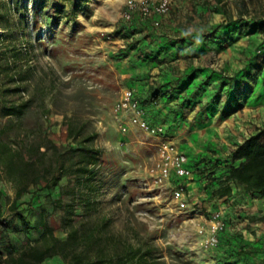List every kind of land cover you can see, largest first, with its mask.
I'll return each instance as SVG.
<instances>
[{"label": "rangeland", "instance_id": "rangeland-1", "mask_svg": "<svg viewBox=\"0 0 264 264\" xmlns=\"http://www.w3.org/2000/svg\"><path fill=\"white\" fill-rule=\"evenodd\" d=\"M205 2L198 0L197 4L207 8L212 5H205ZM225 2L235 13V18L238 10L246 9L249 12H244L243 20L249 21L252 16H256L264 23V0ZM74 3L77 4L75 8ZM125 3L126 0H0V32L10 25L14 38L24 44L27 43L28 31L31 33L32 47L29 48L35 73L29 82L22 84L28 90L23 95L27 96L38 83L52 84L54 87V96L46 98L50 112L39 119L37 105L33 104L21 118V134L26 135L41 122L54 141L63 144V115H77L87 120L89 127L96 132L94 145L103 152L99 176L102 182L100 198L104 207L112 209L113 229L122 231L134 226L139 230L155 248V264H264V242L259 243L261 247L258 246L257 250L250 244L258 237V232H264L263 224L250 219L262 214L264 196L237 192L233 199L226 198L224 205L216 204V198L212 196L218 180L224 175L227 159L217 152L223 149L220 136L218 140L215 135L212 144L203 146L205 153L202 152V158L192 166V177L186 180V184L192 182V185L185 189L187 207L182 210L171 198L172 181L161 186L153 183L157 139L135 124H130L125 134L117 131L113 104L120 90L129 87V83L133 85L139 78L137 75H126L124 71L131 62L127 55L134 49L129 47L130 38L124 37L122 30L127 31L130 25L139 23L135 19L131 22L121 19ZM186 4L183 0H173L172 9L162 19L161 25L169 20L172 12L176 14L178 9L186 8ZM60 5H64L62 11L57 9ZM213 9L205 16L207 24L211 21L208 28L218 24V28L209 36L212 46L207 47L208 51L203 54L201 50L197 51L195 56L198 65L203 63L212 69L208 84L203 86L207 88L208 110L213 117H226L232 113V120H241L237 115L243 112L246 100L240 99L241 106L235 99L229 102L227 81L222 83L225 74L229 73L234 74L233 85L236 84L238 77L235 76V69L239 66L237 60L241 51L227 46L228 37L219 26L222 21L219 15L213 13ZM177 14L187 15L182 12ZM24 15L28 23L35 21V25L26 27ZM203 18L200 17L201 20ZM258 32V43L251 41V36L248 38L259 58L253 65L254 72L258 71L259 64L264 66V27ZM232 94L238 96V91H232ZM229 125L232 126L228 120L221 125L223 133H227L224 129L229 128ZM244 133L237 131L231 134L233 144L238 143ZM167 138H171L169 133ZM183 140L177 138L176 142L182 143ZM66 182L67 178L63 177L59 184L65 185ZM0 191V216L5 218L11 211L15 188L10 182L0 179ZM51 193L56 197L59 187L52 188ZM28 198V194L22 195L17 204L20 206ZM245 198L249 201L246 202ZM63 199L68 200V196ZM212 210L220 211L226 218V234H229L230 239L223 238L222 233L217 246H206L203 243L205 237L195 229V219H207ZM47 212L56 235L64 237L60 223L62 210L47 207ZM76 212L80 214L81 210L77 208ZM7 226L10 230L19 229L18 219H8ZM12 238L16 245V235H12ZM240 245L252 249L245 259L244 255L238 253Z\"/></svg>", "mask_w": 264, "mask_h": 264}, {"label": "trees", "instance_id": "trees-1", "mask_svg": "<svg viewBox=\"0 0 264 264\" xmlns=\"http://www.w3.org/2000/svg\"><path fill=\"white\" fill-rule=\"evenodd\" d=\"M215 2V9L227 21H233L235 13L225 0ZM76 5L74 3L73 8ZM57 9L62 11L64 5ZM244 12L248 13L249 10L237 11L238 21L243 20ZM24 19L26 27L35 25V21L28 23L25 15ZM250 20L253 24L249 34L264 27L258 17L252 16ZM241 27V24L237 26L239 30ZM217 28L218 24L208 31L207 37ZM144 29H149L151 34L156 31L144 21L130 25L127 31L122 30L124 37L131 38L128 44L131 49H135L142 39L148 38V35L134 37ZM224 31L228 37L230 30ZM30 46V31L26 44L17 42L10 25L0 32V179L10 182L15 188L10 213L5 218L0 216V264H49L53 258H58L59 264H155V248L139 230L134 226L122 231L113 229L112 209L104 207L100 198L102 182L99 176L103 152L94 145L96 132L89 127L87 120L77 115H63V144L55 142L41 122L36 129L26 135L21 134L24 113L36 104L38 118L47 116L50 108L46 98L54 96L53 85L43 83L36 84L27 96L23 95L28 90L22 84L29 82L35 73ZM163 47L158 51H145V59L152 58L161 63L158 53ZM263 67L259 64L258 69L262 70ZM226 79L229 102L235 99L241 106L240 98L232 94L233 90L229 91L233 77H225L223 84ZM154 83L150 84L145 96H138L143 105L159 102L161 86ZM224 170V175L213 189V197L229 198L233 196L234 188L241 194L264 196V127L230 150ZM63 177L67 178V182L60 186ZM54 187H59L56 197L51 193ZM24 194H28L29 198L19 206L17 200ZM64 196H68V200L65 201ZM47 207L62 210L60 223L64 237L56 235ZM77 208L81 210L80 214H77ZM14 218L19 221V229L10 230L8 219ZM250 219L264 222V214ZM12 235H16V245ZM248 247L240 245L238 250L244 259L252 250Z\"/></svg>", "mask_w": 264, "mask_h": 264}, {"label": "crops", "instance_id": "crops-1", "mask_svg": "<svg viewBox=\"0 0 264 264\" xmlns=\"http://www.w3.org/2000/svg\"><path fill=\"white\" fill-rule=\"evenodd\" d=\"M183 1L187 3V7L182 10L178 9L177 13H187L186 16H180V14L172 12L173 14L169 20L164 22L163 26L161 25V29H156L152 34L149 33V29H144L143 32L134 35L135 39L143 38L146 35H148V38L142 39L138 46L127 55L131 59L129 64L134 67L128 65L126 69L124 68V71L127 73L126 75H137L139 77L133 85L129 83V87H132L139 97L145 96L153 81H155V86H161L159 102L155 105L149 102L144 104L147 118L154 124H163L168 129L170 139L190 156L189 163L193 166L199 158H202L201 153L205 150L203 146L209 143L212 144V140H215L216 136H220V141H223L221 142L223 149L217 152L227 157L229 150L259 128L264 127V68L262 70L258 69L257 72L252 70V68L254 69L253 65L257 63L259 58L250 45L251 42L248 41V38L251 36V41H257V43L260 41V38L257 37L259 35L258 30H254L251 34L248 33L253 21H238L235 17L236 24L234 20L227 21L225 16L215 9L216 2L213 1L206 0L205 5L212 4L208 8L197 4L198 0L197 2L195 0ZM212 8H214L213 13L219 15L222 21L220 30H230V34L228 33V38H226L227 46L241 51V56L237 60L239 66L235 69V76L238 77V80L233 85L232 79L229 87V89H233V92L238 91L240 99L246 100L243 112H239L237 115L241 120L237 118L232 120V113L226 117H213L208 110L207 88L203 86L208 84L207 79L210 78L212 69L203 63L198 65L195 56H197V51L201 50V54H203L204 51H208L207 47L211 48L212 46L211 39L207 37L208 31L211 30L208 28L211 21L209 20L207 24L205 17ZM200 17L204 18L201 20ZM240 24L242 27L239 30L237 26ZM151 41L154 43L152 42V44ZM161 46H164L162 51L158 53V58L162 59L161 63L152 58L145 59V51L150 52L153 49L158 51ZM125 61H127V58H125ZM233 75L228 73L225 74V77H233ZM226 81L228 80L226 79ZM227 120L230 121L232 126L229 125V128L224 129L227 131L225 134L222 132V126ZM237 131H241V133L245 131V133L238 143L233 144L231 134H236ZM177 138L184 140L182 143H177ZM217 139L219 140V137ZM191 185L192 182H188L186 188H191ZM236 191V188H234L233 196L229 199L236 196ZM214 200H216V204L224 205L226 197ZM244 200L249 201L248 198ZM262 214H264V208ZM260 223L264 225V222ZM222 233L223 238L230 239L229 234H226L227 229ZM257 234L258 237L255 241L250 243L256 250L258 246L261 247L259 243L264 242V232H258ZM238 238L242 239L243 237L239 236ZM249 239H252V237H249ZM59 263L58 258L49 261V264Z\"/></svg>", "mask_w": 264, "mask_h": 264}, {"label": "built area", "instance_id": "built-area-1", "mask_svg": "<svg viewBox=\"0 0 264 264\" xmlns=\"http://www.w3.org/2000/svg\"><path fill=\"white\" fill-rule=\"evenodd\" d=\"M125 4L126 8L121 13L123 21H144L157 29L161 26L162 19L170 13L173 0H126ZM113 112L119 133L125 134L130 124H135L157 139L153 183L161 186L172 181L171 198L178 209L184 210L187 207L184 197L186 180L193 174L188 155L167 138L168 129L163 124H154L147 118L146 108L132 87L120 90L119 97L113 104ZM227 227V220L218 210L212 211L207 219H195V229L199 235L205 237L203 243L206 246H217L221 232Z\"/></svg>", "mask_w": 264, "mask_h": 264}]
</instances>
